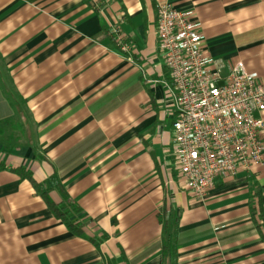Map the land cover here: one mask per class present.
<instances>
[{"label": "crops", "instance_id": "obj_1", "mask_svg": "<svg viewBox=\"0 0 264 264\" xmlns=\"http://www.w3.org/2000/svg\"><path fill=\"white\" fill-rule=\"evenodd\" d=\"M164 3L192 12L225 71L264 79V0H0V264H133L168 215L177 264H264V153L203 200L174 166ZM18 170L40 185L59 176L84 235L103 242L69 232Z\"/></svg>", "mask_w": 264, "mask_h": 264}, {"label": "built area", "instance_id": "obj_2", "mask_svg": "<svg viewBox=\"0 0 264 264\" xmlns=\"http://www.w3.org/2000/svg\"><path fill=\"white\" fill-rule=\"evenodd\" d=\"M156 35L170 80L172 156L184 188L203 200L217 177L262 161L264 79L206 54L200 22L168 3L157 7Z\"/></svg>", "mask_w": 264, "mask_h": 264}, {"label": "trees", "instance_id": "obj_3", "mask_svg": "<svg viewBox=\"0 0 264 264\" xmlns=\"http://www.w3.org/2000/svg\"><path fill=\"white\" fill-rule=\"evenodd\" d=\"M17 173L22 179H27L31 182L33 187L36 189L37 193L44 199L49 211L53 216L60 220L71 232L73 235L79 238H85L91 241L92 243L99 245L103 242L106 236L100 238H89L84 235L83 228L86 225V220L80 218L79 214L81 213L79 207L71 201L68 192L60 181L59 176L56 174L53 175L48 182L43 185L37 184L33 181L31 173L24 170H18ZM55 191L60 197V202L55 203L51 200L49 194L50 192ZM252 217L255 218L258 215V212L252 207L251 208ZM160 217V216H159ZM161 222V238L158 244L154 247H150L138 257H136L132 262L137 264L147 258L152 253L159 251L162 259V264H177V250L180 246L178 241V220L171 215H168L165 218L160 217ZM258 227L263 230V240H264V219L260 216L257 219ZM113 262L111 261V263Z\"/></svg>", "mask_w": 264, "mask_h": 264}]
</instances>
